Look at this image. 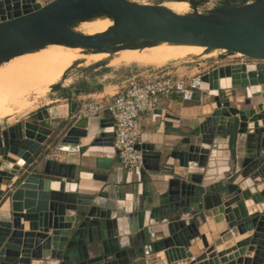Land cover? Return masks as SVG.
Returning a JSON list of instances; mask_svg holds the SVG:
<instances>
[{"label": "water", "instance_id": "95a60500", "mask_svg": "<svg viewBox=\"0 0 264 264\" xmlns=\"http://www.w3.org/2000/svg\"><path fill=\"white\" fill-rule=\"evenodd\" d=\"M34 2L0 0V65L54 44L81 47L89 54L160 42L241 53L261 62L242 64L238 71L225 65L202 75L201 90H216L219 109L176 144L166 143L161 150L138 144L144 167L130 169L125 177L113 158L112 118L75 120L70 115L77 102L71 111L66 105L53 106L0 131V212L11 220L10 226L0 223V264H132L139 258L147 264H264V0L204 12L193 6L185 14L162 3L133 0ZM104 15L113 20L106 31L75 30L77 24ZM225 69L231 78L226 86ZM230 89L245 90L247 108L221 101L220 92ZM193 97L200 100L201 93ZM254 98L261 100L253 104ZM48 119L59 122L52 127ZM176 122L178 117L167 116L164 130L182 132ZM33 123L49 129L47 140L27 135L26 126ZM224 140L227 160L218 148ZM47 142L69 157L78 154V162L46 160L38 174L22 172ZM162 156L177 159L180 174L175 167L159 166ZM220 166L232 173H221L220 180L208 184ZM147 170L172 175L159 180L165 191H152ZM134 174L137 180L132 181ZM207 218L213 222L211 232ZM200 249L205 250L191 260Z\"/></svg>", "mask_w": 264, "mask_h": 264}, {"label": "rangeland", "instance_id": "374dc122", "mask_svg": "<svg viewBox=\"0 0 264 264\" xmlns=\"http://www.w3.org/2000/svg\"><path fill=\"white\" fill-rule=\"evenodd\" d=\"M46 1V0H45ZM139 3H148V4H164L171 10L177 12V13H183L188 10L189 7V1L187 0H133ZM198 1L199 5L201 6L202 11H206L207 9H212L215 7L226 5V0H196ZM247 1H253V0H247ZM234 4V3H231ZM227 4V5H231ZM1 17V16H0ZM101 29V26L97 24L94 21L87 20L84 22H81L77 24L75 27V30L85 33V34H93ZM46 53H57L59 51H67L63 48L56 47L53 45H49L45 47ZM126 50L128 52H126ZM131 49H125L116 51L114 53H108V52H102V53H89L85 54L84 51L80 52L79 54H76L75 52H72V56L75 60H73L72 65L75 62H79L76 67L73 69H70L68 71L67 77L61 81V77L54 80L51 83H59L62 82V88L59 91L53 92L52 90L49 92H40L35 91L39 90V87H33L26 90H21L17 97L12 98L17 93L12 95L10 99H5L0 101V131L5 130L8 126H11L15 123L19 122H25L28 120H33L35 117V114L39 110H45L48 104H51V100H55L59 98L64 93V88L68 86H72L73 84H79L85 82V78H89L91 81L96 78V74L98 77L103 75L104 73H111L113 72V80L121 81L125 79L127 76H130L131 73L140 71L142 69L150 68V67H159V66H176V68L179 70V75L183 76L184 78L188 77L189 72L191 69L195 68L194 65H190L187 61H195L197 59L201 60L203 63L202 66L195 68V72H203L205 69H208L211 66H215V61H220L223 65H242L245 63H253V59L248 58L247 56L234 53L229 54L224 50L217 49L215 52L213 50L208 51L206 47L203 46H196V45H177V44H171V43H159L154 46L141 48L142 53H150L148 51L151 50L152 54H161L165 55L169 58L165 63L161 65H157L154 60V62L150 63H137V62H131L126 65L124 64H118V65H105L98 68H90L91 64H88L85 61V56L95 57L96 55L98 57L104 56L103 59H110L113 57H122L126 55V53H129ZM141 50L135 49V51L140 52ZM144 50V51H143ZM155 50V51H154ZM134 51V49H133ZM94 55V56H92ZM123 55V56H122ZM202 58V59H201ZM204 58V59H203ZM86 63V64H85ZM189 66V67H187ZM100 75V76H99ZM112 77H109V80ZM95 81V79H94ZM35 91L33 94L32 100L28 102V100L25 98V95L29 94L31 91ZM222 98L224 99L225 93L223 91L220 92ZM244 94V95H243ZM245 90L244 89H234L231 97H232V105L238 104L239 106L242 105V108H247V106L244 104L243 96H245ZM35 98V99H34ZM243 101H239V100ZM7 100V101H6ZM261 99L254 98L253 102L257 103V101H260ZM35 101V102H34ZM3 102V103H2ZM254 104V103H253ZM70 121L67 122L66 125L69 124ZM34 124V123H33ZM65 125V126H66ZM26 133L28 136L32 138H37L38 140L45 141L49 137L50 131L49 129H45L42 126L39 125H30L28 124L26 126Z\"/></svg>", "mask_w": 264, "mask_h": 264}, {"label": "crops", "instance_id": "0c3cea01", "mask_svg": "<svg viewBox=\"0 0 264 264\" xmlns=\"http://www.w3.org/2000/svg\"><path fill=\"white\" fill-rule=\"evenodd\" d=\"M35 2L40 3L41 5H44L49 1L48 0L46 1L45 0H35ZM117 58H122V57H117ZM119 63L120 64L123 63L124 65L128 64V63L123 62V60H121ZM106 65H111V64L107 63ZM113 65H118V64H113ZM194 69H191V71L188 74V77H186L185 79L188 80L192 78L193 76L197 75L198 73H200V72H195ZM113 76H114L113 72L104 73L100 77H98L96 74L95 76L96 78H94L95 81L94 79L91 81L86 76L85 78L86 80L82 84L81 83L73 84L72 86L65 87L64 93L59 98L55 100H51L50 101L51 104H48L46 108L49 109V108H52L53 106L66 105L68 106L69 111H71L72 104H74V102H77L78 103V106L76 108L77 110L80 104V100L84 97L83 95L93 94L96 97H98V96H103L107 94H114L118 90L120 81L113 80ZM109 77H112L111 78L112 80H109ZM233 91L234 89L223 90V92L225 93V97L223 99L221 96V101L231 102L232 100L231 95ZM199 92L201 93L200 100L193 99L192 101H185L179 95L173 94L171 97L166 98L163 104L155 111L145 112L141 116V119H140V130H141V138H140L141 143L140 144H154L156 146L155 147L156 150H161L162 146L166 143L173 145L183 140L184 137L186 136L189 137L188 132L191 129L195 128L197 125L204 122L208 117L212 116L219 109L218 103L215 102L213 98L214 94H211V91L204 90V91H199ZM19 93L20 91L15 96L11 97V99L17 97ZM245 98H246V95L243 96L244 104H245ZM239 101H243V100L241 99ZM258 102L260 101H257V103ZM253 103L257 104L255 102ZM231 106L242 108V105L241 106H239L238 104L232 105V102H231ZM70 116H73V114H71ZM167 116H176L179 118V122H176V123H179V125L182 126V129H183L182 132H166L164 130L165 125L168 124V123L166 124L164 123V120L165 118H167ZM104 117H108V116L107 115L101 116V118H104ZM46 121L48 125L52 127L56 125L55 123L59 122V120H55V119H48ZM176 123H175V126L177 125ZM175 137L181 138V139L175 140L174 139ZM34 139H37V138H34ZM226 144H227V140H224V144L219 145L221 147L218 146V148H221L224 151V154H225V156L223 157L224 160H227V158H229V155L226 150ZM44 146H46V149L43 152L39 151L25 165H23L22 172H26V174H38L39 172L38 170L43 167V164L45 163L46 160H56L58 162H78V157H79L78 154L76 155L77 157L76 156L69 157V154L58 150L56 146L54 145V143L52 142H47L44 144ZM142 152H143V149H142ZM162 157H163L162 160L158 162L159 166L161 167L163 166L166 168L175 167L176 168L175 172L180 174V168L178 165L179 161L177 159L170 158L169 160H167L165 159L164 156ZM113 158L117 166L122 167L116 153L115 155H113ZM151 161L155 163L157 159L155 157H152ZM228 166L231 167L232 164L230 163ZM123 169H124V177H125L126 173L129 172V169H125V168ZM195 170L196 169L194 168L192 169V171H195ZM217 170H218L217 173H215L214 175H211L208 178L209 180L208 184H212L220 180L222 178L221 173L224 176H230V174L232 173V168H227L226 166H222L219 169L217 168ZM147 171L149 172V174H151L150 176L153 180V182L151 183V186H149V187L154 188L152 191L154 193H156L157 191L159 192L165 191L166 185H164L159 180L167 181L172 177V175L167 172H160L159 174H157V173H152L149 170ZM40 176H43V175H40ZM135 180H137V175L134 174L132 176V181H135ZM5 187H6V183L5 185H3L2 190H4ZM132 187L133 186L131 185V188ZM131 188L130 190L132 191ZM0 214H3V212ZM206 220L207 222L205 224L208 228V231L211 232L209 227L213 229V222L211 223L210 218H207ZM234 240L237 241L238 239L235 237ZM196 241L197 239L192 241V244H195ZM204 250L205 249H200L199 251L193 253V257L190 259L194 260V258L198 256L200 253H202ZM226 254H229V253H226ZM159 260L160 259L158 258V261ZM183 260H187V259H183ZM206 260H203L202 262ZM200 263L201 262H198L197 264H200ZM132 264H147V262L146 260L139 258L138 261H134L132 262ZM187 264H190V263H187Z\"/></svg>", "mask_w": 264, "mask_h": 264}, {"label": "built area", "instance_id": "2783aa9c", "mask_svg": "<svg viewBox=\"0 0 264 264\" xmlns=\"http://www.w3.org/2000/svg\"><path fill=\"white\" fill-rule=\"evenodd\" d=\"M199 59L187 62L198 68L203 65ZM259 62L253 60V63ZM215 64L188 80L179 75L176 66L150 67L131 73L120 81L114 94L98 97L83 95L73 118L111 117L114 127L113 147L122 168L141 169L144 167V156L142 150L137 148L141 143V116L147 111L158 109L173 94L185 101H192L196 91H204L201 90L202 75L225 66L220 61H215Z\"/></svg>", "mask_w": 264, "mask_h": 264}, {"label": "bare ground", "instance_id": "6f19581e", "mask_svg": "<svg viewBox=\"0 0 264 264\" xmlns=\"http://www.w3.org/2000/svg\"><path fill=\"white\" fill-rule=\"evenodd\" d=\"M193 6L196 7L197 11L204 12L201 10V6L199 5V3L195 5L190 3L188 10L181 14L192 12ZM2 10L3 7L0 10V12ZM2 17L3 16H1L0 18ZM89 20L94 21L101 26V29L93 34L104 32L110 26L113 25V20L105 15L94 17ZM160 43H169V42H160ZM53 46L63 48L64 50L67 51L61 50L57 53L51 54V53H46L44 50L45 48H42L32 53H26L21 56H16L12 58L10 61L4 62L0 65V101L1 99L5 100L10 98L18 91L30 89L33 87H40L39 91L42 93L49 92L51 90L53 92L61 90L62 82L59 83H51V82H53L54 80L60 77H61L60 78L61 81H63L66 78L65 75L69 71V68L72 65L73 60H75L74 57L72 56L73 54L72 52L79 54L80 52L84 51V49L81 47H71V46L57 45V44H54ZM216 50L217 49H214L213 51L215 52ZM126 52L128 51L126 50ZM148 52L150 53H142V50L140 52H137L135 51V49L134 51L133 49H131L129 53H126V55L124 56L122 55L123 58H117L112 56V58L110 59H103L104 56L98 57L96 55L95 57L85 56V61L91 65H95L100 61H106L111 65L120 64L119 62L121 60H123V62L125 63L137 62L142 64L150 63V62L152 63L155 61L157 65H161L165 63L167 60H169V58L165 55H161L157 53L152 54L151 50ZM231 66L233 70L238 71L240 69V65H231ZM230 81L231 78L227 77V70L225 69L224 78H222V83L226 86L228 83H230ZM56 84L60 85V89L53 90L52 86ZM216 93L217 92L215 89L211 91V94H216ZM218 156L219 155H217V157ZM0 223L5 226L11 225V220L8 217L7 213L3 212V214H0Z\"/></svg>", "mask_w": 264, "mask_h": 264}, {"label": "trees", "instance_id": "16d2710c", "mask_svg": "<svg viewBox=\"0 0 264 264\" xmlns=\"http://www.w3.org/2000/svg\"><path fill=\"white\" fill-rule=\"evenodd\" d=\"M67 74L68 72L66 73L65 77H67ZM35 91H39V90H35ZM35 91H31L29 94L25 95V98L28 100V101H31L32 100V97H33V94L35 93ZM35 99V98H34Z\"/></svg>", "mask_w": 264, "mask_h": 264}, {"label": "flooded vegetation", "instance_id": "af4514ba", "mask_svg": "<svg viewBox=\"0 0 264 264\" xmlns=\"http://www.w3.org/2000/svg\"><path fill=\"white\" fill-rule=\"evenodd\" d=\"M243 1H245V0H227V1H225V4H226V5H227V4H231V3L236 4V3H238V2H243ZM189 5H190V2H189Z\"/></svg>", "mask_w": 264, "mask_h": 264}]
</instances>
